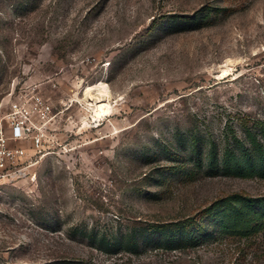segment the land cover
I'll return each instance as SVG.
<instances>
[{
  "label": "rangeland",
  "instance_id": "rangeland-1",
  "mask_svg": "<svg viewBox=\"0 0 264 264\" xmlns=\"http://www.w3.org/2000/svg\"><path fill=\"white\" fill-rule=\"evenodd\" d=\"M31 91L54 116L0 181V264H264L212 208L264 178L207 164L264 143V0H0L2 108Z\"/></svg>",
  "mask_w": 264,
  "mask_h": 264
},
{
  "label": "built area",
  "instance_id": "built-area-1",
  "mask_svg": "<svg viewBox=\"0 0 264 264\" xmlns=\"http://www.w3.org/2000/svg\"><path fill=\"white\" fill-rule=\"evenodd\" d=\"M5 104L0 103V181H13L26 176L32 159L42 154L47 122L54 114L51 102L40 92L20 93L9 97L3 109Z\"/></svg>",
  "mask_w": 264,
  "mask_h": 264
},
{
  "label": "trees",
  "instance_id": "trees-1",
  "mask_svg": "<svg viewBox=\"0 0 264 264\" xmlns=\"http://www.w3.org/2000/svg\"><path fill=\"white\" fill-rule=\"evenodd\" d=\"M251 141L252 145L242 152L228 144L219 153L211 145L207 164L212 171L223 174L264 178V143L256 136H251ZM196 160L200 161L201 156L197 154ZM212 206L221 226L233 233L250 236L264 229V194L249 196L235 192L217 199Z\"/></svg>",
  "mask_w": 264,
  "mask_h": 264
},
{
  "label": "bare ground",
  "instance_id": "bare-ground-1",
  "mask_svg": "<svg viewBox=\"0 0 264 264\" xmlns=\"http://www.w3.org/2000/svg\"><path fill=\"white\" fill-rule=\"evenodd\" d=\"M102 88H103V84L101 82L88 86L85 90V95L86 97H90V96L95 97L96 95V96H100L103 100H105L106 96L102 91Z\"/></svg>",
  "mask_w": 264,
  "mask_h": 264
}]
</instances>
